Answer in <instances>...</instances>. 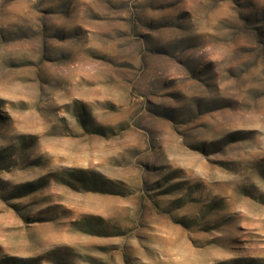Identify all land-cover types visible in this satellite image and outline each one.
<instances>
[{
    "label": "rangeland",
    "instance_id": "obj_1",
    "mask_svg": "<svg viewBox=\"0 0 264 264\" xmlns=\"http://www.w3.org/2000/svg\"><path fill=\"white\" fill-rule=\"evenodd\" d=\"M0 264H264V0H0Z\"/></svg>",
    "mask_w": 264,
    "mask_h": 264
}]
</instances>
